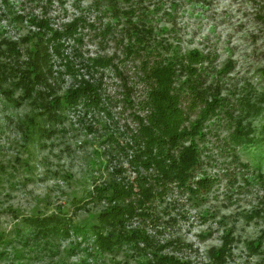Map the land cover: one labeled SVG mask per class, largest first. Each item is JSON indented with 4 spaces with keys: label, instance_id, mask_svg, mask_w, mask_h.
Instances as JSON below:
<instances>
[{
    "label": "rangeland",
    "instance_id": "rangeland-1",
    "mask_svg": "<svg viewBox=\"0 0 264 264\" xmlns=\"http://www.w3.org/2000/svg\"><path fill=\"white\" fill-rule=\"evenodd\" d=\"M143 1L142 7L152 8L157 27L166 28L159 36L181 51L198 48L209 54L203 63L204 86H211L222 105L206 122L205 137L197 139L200 163L195 175L209 176L210 185L196 193L172 186L154 201L149 215L134 216L127 227L139 226L150 238L148 244L140 241L138 247L123 244L113 252H100L92 239L72 235L56 242L55 253L39 246L37 255L15 258L14 248L20 247L15 227L22 214L49 213L61 206L75 221L90 223L107 205L97 198L94 186L120 175L134 177L129 158L137 125L123 92L124 82L130 85L137 79L132 60L122 56L123 44L115 39L119 25L100 32L105 17L93 0H0V49L6 46L3 39L17 41L20 59L25 58L28 42L21 38L33 30L28 21L32 14L47 10L54 25L79 14L84 19L79 27L82 42L77 44L81 55L72 53L73 41L64 52L75 63L87 55L115 54L113 61L125 76L110 65L100 69L99 107L79 104L55 120L39 114L31 99H21V90L10 96L4 91L9 84L0 85V230L13 239L0 245L5 252L0 264H158L155 250L190 264H216L209 251L221 246L225 235L230 242L224 264H264V0ZM4 58L0 53V61ZM52 59L53 75L61 70L54 86L64 93L76 80L64 72L58 57ZM225 65L229 69L220 73ZM236 121L244 133L240 143L230 138ZM249 242L258 243L256 249Z\"/></svg>",
    "mask_w": 264,
    "mask_h": 264
},
{
    "label": "trees",
    "instance_id": "trees-1",
    "mask_svg": "<svg viewBox=\"0 0 264 264\" xmlns=\"http://www.w3.org/2000/svg\"><path fill=\"white\" fill-rule=\"evenodd\" d=\"M189 1L202 4L209 0ZM142 2L93 0L94 7L105 17L100 32H111L119 25L121 33L115 39L123 44L122 56L132 60L137 79L130 85L124 82L123 92L137 125L131 134L135 149L129 158L136 173L132 179L120 175L94 186L97 198L104 199L107 205L98 211L93 222H77L61 206L49 213L22 214L15 227L20 247L14 248L15 258L21 261L29 259L32 252L37 255L35 251L39 246L55 253L56 242L72 235L82 240L92 239V245L100 252H113L123 244L138 247L140 241L148 244L150 238L139 226L127 227L134 216L149 215L154 201L172 186L196 193L211 183L209 176L203 174L196 178L195 175L200 163L197 139L205 137L206 122L218 115L222 105L211 86H204L206 68L203 63L209 60V54L198 48L181 51L178 45L159 36L166 28L157 27L151 16L152 8L145 9ZM19 18L23 20L24 15L20 14ZM28 21L33 30L21 38L28 42L25 58L20 59L22 53L16 46L17 41L3 39L6 46L0 49L5 56L0 61V85L9 84L4 91L10 96L21 90L20 98L31 99L44 118L60 119L65 109H75L79 104L87 109L99 107L103 96L100 69L110 65L116 74L125 77L119 63L113 61L115 54L87 55L75 63L71 55L64 52L68 41H73L72 53L81 55L77 44L82 42L79 27L84 21L83 16L74 15L70 20L54 25L44 10L30 15ZM52 55L58 57L64 72L76 80L64 93L59 94L54 86L61 70L53 75L55 60ZM118 61L122 62L119 58ZM229 67L225 65L219 72L224 73ZM137 85H140V92L134 95ZM37 128L46 130L40 125ZM31 132L28 130L26 135L30 136ZM243 134L240 122L236 121L230 133L231 140L240 143ZM138 166H142L143 171ZM12 242L13 239L0 230V245ZM229 242L230 238L225 235L221 246L211 247L212 262L225 263ZM257 244L249 242L254 249ZM74 248L71 246L72 250ZM4 253L0 250V257ZM153 254L154 262L158 264H190L174 255L158 254L156 250Z\"/></svg>",
    "mask_w": 264,
    "mask_h": 264
}]
</instances>
